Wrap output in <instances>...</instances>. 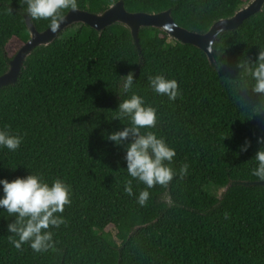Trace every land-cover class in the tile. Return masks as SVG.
<instances>
[{
    "label": "trees",
    "instance_id": "1",
    "mask_svg": "<svg viewBox=\"0 0 264 264\" xmlns=\"http://www.w3.org/2000/svg\"><path fill=\"white\" fill-rule=\"evenodd\" d=\"M118 1L129 13L169 10L177 26L204 34L250 0H77L76 10L99 14ZM24 17L20 0H0V76L29 39ZM30 22L38 32L48 29L47 20ZM138 41L140 51L121 24L100 33L85 24L67 28L35 48L16 83L0 89V128L22 136L15 151L0 149V179L31 172L71 186V203L60 214L65 222L42 253L9 243L12 217L0 209V264H264V187L245 185L260 182L250 169L264 111L255 109L259 94L236 86L251 82L237 64L254 62L264 47V4L215 39L211 63L154 28H141ZM129 72V94L157 110L150 130L175 149L171 167L188 165L182 178L148 189L144 206L135 202L142 183L132 180L133 197L123 191L132 179L123 159L129 141L113 146L103 138L127 124L112 118L127 98L118 76ZM157 73L176 80V99L148 88L147 77ZM209 186L224 191L215 197Z\"/></svg>",
    "mask_w": 264,
    "mask_h": 264
},
{
    "label": "clouds",
    "instance_id": "2",
    "mask_svg": "<svg viewBox=\"0 0 264 264\" xmlns=\"http://www.w3.org/2000/svg\"><path fill=\"white\" fill-rule=\"evenodd\" d=\"M23 13L29 21L47 20L48 30L56 33L65 17L62 10L75 11L77 0H20ZM214 40H208L206 51L213 52ZM219 67V66H218ZM237 67L239 73L249 77V80L237 82V88L250 89L259 94L260 104L257 111H264V47L258 48L254 62L241 60ZM121 78L120 91L127 98L120 100L112 119L127 121L121 130L112 131L103 136L113 146L124 144V161L127 175L132 179L125 182L123 191L133 197L132 180L142 183L145 187L135 195V202L144 206L149 198V191L154 185H166L173 177L182 178L187 174V163L180 164L178 170L171 167L175 149L170 147L163 137H158L150 129L157 123V110L145 104L144 98L135 93L129 94L133 86L131 72ZM148 88L158 96L169 101L179 95L176 80L157 73L147 77ZM236 81V80H235ZM143 129V131H142ZM22 143V136L10 131L5 125L0 128V149L15 151ZM260 147L252 158L255 166L250 169L251 175L259 181H264V137H257ZM248 141L240 147L246 151ZM71 186L62 178H55L50 183L39 174L29 172L24 177L11 181L0 179V209L12 217V222L6 225L9 243L17 250L27 243L33 252H45L53 248V230L63 224L60 215L64 207L71 203ZM227 218V216H225ZM15 237V238H14Z\"/></svg>",
    "mask_w": 264,
    "mask_h": 264
},
{
    "label": "water",
    "instance_id": "3",
    "mask_svg": "<svg viewBox=\"0 0 264 264\" xmlns=\"http://www.w3.org/2000/svg\"><path fill=\"white\" fill-rule=\"evenodd\" d=\"M263 4L264 0H250L230 18L221 19L212 24L204 34L192 33L177 26L169 10L157 14L129 13L124 9L122 1H118L99 14H91L81 10H70L64 16L65 19L56 33H51L48 29L38 32L25 16L24 22L29 33V39L9 62L8 70L0 76V89L16 83L25 59L35 48L50 44L59 38L65 29L79 24H85L99 33L114 24H121L130 32L133 44L138 51H140L138 41L139 30L145 27L154 28L165 33L171 40L182 44H189L201 50L211 63L213 56L212 53L206 51L205 46L207 41L212 39L215 41L219 35L237 29L244 20L260 12ZM245 185L264 187V181L246 182Z\"/></svg>",
    "mask_w": 264,
    "mask_h": 264
},
{
    "label": "rangeland",
    "instance_id": "4",
    "mask_svg": "<svg viewBox=\"0 0 264 264\" xmlns=\"http://www.w3.org/2000/svg\"><path fill=\"white\" fill-rule=\"evenodd\" d=\"M77 26V25H76ZM75 27V26H74ZM170 39V38H169ZM23 46V45H22ZM21 46V47H22ZM20 47V48H21ZM19 48V49H20ZM18 49V50H19ZM18 52V51H17ZM207 190H208V192L211 194V195H213V196H215V197H219L221 194H222V192L224 191V188H218V187H215V186H209L208 188H207Z\"/></svg>",
    "mask_w": 264,
    "mask_h": 264
}]
</instances>
